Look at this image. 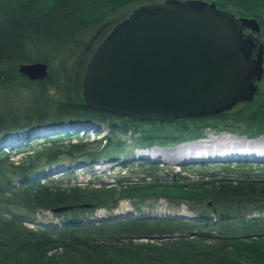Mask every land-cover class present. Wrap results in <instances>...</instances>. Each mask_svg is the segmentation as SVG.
I'll return each instance as SVG.
<instances>
[{
    "label": "trees",
    "instance_id": "trees-1",
    "mask_svg": "<svg viewBox=\"0 0 264 264\" xmlns=\"http://www.w3.org/2000/svg\"><path fill=\"white\" fill-rule=\"evenodd\" d=\"M164 1L0 0V264H264V167H223L218 176L200 174L197 181L163 176L153 166L136 183L75 179L77 164L88 171L86 163L127 158L130 147L195 142L208 130L264 138V77L253 101L211 117L139 122L86 105L82 81L95 49L133 10ZM226 2L264 27V0ZM35 62L49 66L43 81L19 72L20 65ZM76 121L101 123L108 133L92 141L41 133L49 124ZM11 134L20 136V144L8 140ZM13 154L23 157L15 161ZM160 199L185 205L196 219H115L122 201L141 212V205ZM62 207L70 209L52 213ZM98 211L109 213L101 217L106 220L88 222L99 218L93 217ZM43 212L63 219L56 222L60 227L27 224Z\"/></svg>",
    "mask_w": 264,
    "mask_h": 264
},
{
    "label": "water",
    "instance_id": "water-1",
    "mask_svg": "<svg viewBox=\"0 0 264 264\" xmlns=\"http://www.w3.org/2000/svg\"><path fill=\"white\" fill-rule=\"evenodd\" d=\"M240 28L260 33L261 24L256 18L235 23L203 0H166L136 8L113 26L88 61L82 81L84 102L98 112L162 123L216 116L249 103L264 77V46L251 60L248 52L254 41L247 40L245 47ZM19 72L33 82L43 81L49 66L44 62L22 64ZM2 79L0 73V85ZM50 127L62 126L49 124L43 131ZM69 209L56 208L52 213ZM144 215L130 213L115 219ZM160 217L196 219L185 214ZM27 224L60 227L53 221L30 220ZM179 237L166 235L163 239Z\"/></svg>",
    "mask_w": 264,
    "mask_h": 264
},
{
    "label": "rangeland",
    "instance_id": "rangeland-1",
    "mask_svg": "<svg viewBox=\"0 0 264 264\" xmlns=\"http://www.w3.org/2000/svg\"><path fill=\"white\" fill-rule=\"evenodd\" d=\"M243 105L240 103L237 107ZM72 122H68L60 128H56L58 130H44L41 132L42 134H51V133H64L69 136H73V134H78L83 139L90 138V141L97 139L98 133H101V136H105L108 133V130L105 125L98 123L92 124L91 122H75L77 124H71ZM67 125L74 126V128H68ZM82 125H87L88 127H82ZM66 126V127H65ZM77 126V127H76ZM54 131V132H53ZM99 131V132H98ZM229 133L225 132H217L214 130H208L206 132L205 139H209L210 142L214 140H218L220 136H224L226 139L230 137L227 136ZM41 136V135H40ZM236 136V135H235ZM20 136L16 138H8V140H12L15 145L20 144ZM263 138V137H262ZM86 139V140H88ZM247 139V138H246ZM259 139V138H258ZM258 139H252L253 141H257ZM127 140L126 147L131 146L132 142L129 138ZM209 142V144H210ZM173 144L168 146H155L150 149H135L132 151V147L128 148L130 151L129 156L125 158L124 156L118 159L111 158H103L94 164L86 163L88 171L84 169V165L77 164L75 166L77 175L75 179L80 183H88L90 181H97L95 178L98 176L101 182H104L110 186L115 185L116 180L119 178H128L131 180L130 183H136L138 177H145L144 170L146 167L153 166L158 168L161 175H172V174H180L181 176H185L191 181H197L206 175L218 176L221 172H223V167H239V166H247L249 168H253L254 170H259V168L264 167V162L259 161H226V159L216 158L211 161V159H194V161H200V163H190L191 161H182L180 163L177 162H169L167 160L156 161L154 159L148 158L146 153H154L158 152L161 154L167 155L168 152H171L172 155H175L178 149L182 146H186L190 144ZM23 144V142L21 143ZM200 144V143H198ZM15 161L20 160L23 157V154H13L12 155ZM222 159L224 161L218 160ZM123 160H126V164H123ZM140 164H144V166H140ZM134 165V167H133ZM130 167L131 170L125 169V167ZM93 168V169H92ZM240 168V167H239ZM134 172V173H132ZM61 174V173H60ZM61 176L56 174L55 177ZM137 206L134 205V202L131 201H122L120 207L114 212L116 215H128L130 213H135L140 215V213H144L145 215H170V214H185V215H193L189 211V209L185 205H180L178 207L173 206L168 200L160 199L158 201H148L146 204L141 205V212L137 211ZM16 211V210H15ZM19 211V210H18ZM16 211V212H18ZM109 215L106 211H98L93 217H104ZM31 220H41V221H53V222H61L63 219L58 218L50 212H43L36 215L34 219Z\"/></svg>",
    "mask_w": 264,
    "mask_h": 264
},
{
    "label": "bare ground",
    "instance_id": "bare-ground-1",
    "mask_svg": "<svg viewBox=\"0 0 264 264\" xmlns=\"http://www.w3.org/2000/svg\"><path fill=\"white\" fill-rule=\"evenodd\" d=\"M66 127V126H65ZM82 127H88L82 125ZM68 128L70 126L68 125ZM71 128H74L71 126ZM229 139L220 136L218 140L210 142L209 139L191 142L188 145L180 147L175 155L168 152L167 155L158 152L146 153L148 158L156 161L167 160L169 162L180 163L182 161H191L190 163H200L194 159H211L222 158L226 161H259L264 162V138L257 141L246 139L245 137L227 134ZM210 142V144H209ZM200 143V144H198ZM222 159H218L224 161Z\"/></svg>",
    "mask_w": 264,
    "mask_h": 264
},
{
    "label": "flooded vegetation",
    "instance_id": "flooded-vegetation-1",
    "mask_svg": "<svg viewBox=\"0 0 264 264\" xmlns=\"http://www.w3.org/2000/svg\"><path fill=\"white\" fill-rule=\"evenodd\" d=\"M208 2L209 4H214L217 11L224 13L226 15H229L233 18V21L235 23H238V21L241 18H248L243 15V12H241V9L237 6H233L232 3L226 2L227 0H203ZM254 18V17H252ZM258 19V18H256ZM259 23L260 20L258 19ZM261 24V23H260ZM240 36L242 39V42L244 46H248V43H246L247 40H253L254 41V47L249 53L250 59L254 60L257 57L258 49L261 45L264 46V27L261 24V31L260 33H254L252 30L247 28H240Z\"/></svg>",
    "mask_w": 264,
    "mask_h": 264
}]
</instances>
